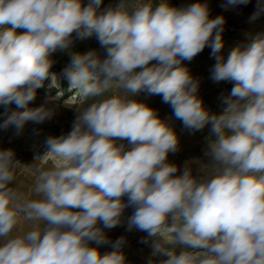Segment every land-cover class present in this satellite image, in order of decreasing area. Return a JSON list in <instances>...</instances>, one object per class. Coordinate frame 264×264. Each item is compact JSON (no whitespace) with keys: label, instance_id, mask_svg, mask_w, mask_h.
I'll return each instance as SVG.
<instances>
[{"label":"clouds","instance_id":"obj_1","mask_svg":"<svg viewBox=\"0 0 264 264\" xmlns=\"http://www.w3.org/2000/svg\"><path fill=\"white\" fill-rule=\"evenodd\" d=\"M103 3L0 0V128L19 134L52 118L54 109L29 105L45 80L59 86L51 56L74 34L95 35L103 52L72 53L63 69L79 97L69 102L77 105L69 132L48 137L32 164L0 150V264H126L125 237L110 241L105 231L125 223L147 234L144 243L162 236L174 245H155L167 257L160 264H264V32L225 59V17L210 18L206 0ZM260 12L264 0L250 19ZM206 47L212 81L233 85L220 113L204 107L184 65ZM141 93L161 96L185 128H208L203 159L182 170L168 161L178 136Z\"/></svg>","mask_w":264,"mask_h":264},{"label":"rangeland","instance_id":"obj_2","mask_svg":"<svg viewBox=\"0 0 264 264\" xmlns=\"http://www.w3.org/2000/svg\"><path fill=\"white\" fill-rule=\"evenodd\" d=\"M117 2L118 0H104L102 8L109 4L115 5ZM169 2L173 6L181 7L195 3L197 0H169ZM206 2L209 5L210 18L225 17L222 33L224 47L221 53L225 59L233 48L237 46L246 47L257 33L264 32V12H260L255 19H250L253 13L257 11V0H250L247 5L237 7L228 6L227 0H206ZM84 3L86 4L87 0H84ZM250 25L256 26L257 30L250 32L248 30ZM238 36L245 38L246 41L240 43L233 40ZM227 37L231 38L227 39ZM91 50L103 54L95 35L80 39L75 38L74 34L73 43L68 50H58L52 54L51 59L54 63L51 71L57 75L59 86L53 87L50 80H45L43 86L37 89L36 99L29 105L31 108L44 106L54 109L52 118L41 124L29 121L19 134L12 126L7 129L0 128V150L11 148L18 160L25 164H32L35 154H43L46 151L45 141L48 137L66 134L71 130L72 122L77 115V105L69 102L73 100V97H76L77 103L79 102L78 90H70L69 82L64 78L62 72L70 63L72 53L83 54ZM215 62V59L211 56V49L206 47L190 62L185 61L184 65L193 78L198 79L200 82L198 95L203 100L204 107L211 113H220L223 109L220 97L222 94L227 95L233 85L228 82L214 83L212 81L211 70ZM136 99L155 109L159 117L173 127L176 132L179 139V150L169 154L168 161L170 163L177 165L182 170L186 161L204 158L203 152L207 145L206 137L209 134L207 127L198 132L185 128L183 123L172 115V109L168 104L162 102V97L159 95L141 93ZM12 108L14 109L15 106L13 105ZM4 111V106H0V124L6 118L2 115ZM36 167L37 165H32V170L34 171ZM19 181L27 191L32 185L33 176H21ZM132 212V208L125 209V221ZM105 231L110 241H115L121 236L125 237L126 244L122 251L126 257V264H148L149 260L152 261V264H160L167 257L162 254V251H156L155 245H159L161 249H172L174 247L173 244L168 242L167 238L162 236L151 238L147 243H144L142 240L147 237V234L137 230L126 231V223ZM111 250L110 243L99 248L101 254Z\"/></svg>","mask_w":264,"mask_h":264},{"label":"trees","instance_id":"obj_3","mask_svg":"<svg viewBox=\"0 0 264 264\" xmlns=\"http://www.w3.org/2000/svg\"><path fill=\"white\" fill-rule=\"evenodd\" d=\"M248 30L250 31V32H255L256 30H257V27L256 26H253V25H250L249 27H248ZM231 37H227V39H230ZM233 40H236V41H238V42H240V43H243V42H245L246 41V39L245 38H243V37H236V38H234Z\"/></svg>","mask_w":264,"mask_h":264}]
</instances>
